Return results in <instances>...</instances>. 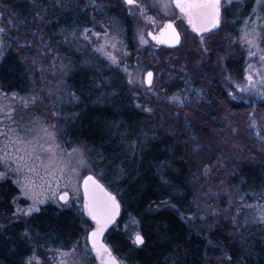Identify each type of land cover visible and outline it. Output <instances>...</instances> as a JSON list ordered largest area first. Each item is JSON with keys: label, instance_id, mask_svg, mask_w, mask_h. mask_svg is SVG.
I'll return each mask as SVG.
<instances>
[{"label": "trees", "instance_id": "16d2710c", "mask_svg": "<svg viewBox=\"0 0 264 264\" xmlns=\"http://www.w3.org/2000/svg\"><path fill=\"white\" fill-rule=\"evenodd\" d=\"M0 7L14 22L7 25L0 62L3 92L25 95L35 88L39 96L45 95L40 75L34 81L38 74L32 64L33 58L43 57L40 41L49 40L59 59L66 57V83L75 95L63 105L60 137L66 148H84L94 175L121 202L122 216L105 239L119 258L127 264H264V208L256 205L264 198V102L236 104L225 94L233 87L225 86L224 76L238 77L241 60L227 63L225 74L218 66L225 52L201 54L209 47L202 43V51L197 46L189 74L176 76L154 94L155 100L172 94L182 98L179 111L150 115L135 106L130 84L118 68L98 55L87 59L66 45L65 38L74 31L95 23L114 24L128 45L132 57L126 59L133 67L132 22L126 13L113 9L91 18L92 10L78 0H0ZM239 9L234 4L226 13L235 20L232 33L251 6ZM25 41L33 49L20 46ZM203 142L207 161L196 179L190 150ZM19 192L10 179L0 180V222L5 225L0 228V264H25L35 249H70L91 227L81 204L72 210L47 205L13 223ZM242 196L249 207L242 205ZM130 217L145 236L142 246L130 238Z\"/></svg>", "mask_w": 264, "mask_h": 264}, {"label": "rangeland", "instance_id": "374dc122", "mask_svg": "<svg viewBox=\"0 0 264 264\" xmlns=\"http://www.w3.org/2000/svg\"><path fill=\"white\" fill-rule=\"evenodd\" d=\"M80 4L87 5V9H91V18H94V13L103 15L110 12V10L116 9L119 12H124L131 20V37L130 43L134 49L133 67H130L126 57H132L128 51V45L125 44L124 39L117 33L118 26L114 24L111 26L104 23H95L92 26L84 27L80 33L75 31L66 37L69 38L66 45L75 52L84 54L87 59L94 56H99L112 65L118 68L123 74H125L133 95V101L135 106L147 114H157L158 111L177 112L176 109L181 105V99H172L175 95L165 96L158 99H154V94L160 91L162 85L169 83L178 75L189 74L188 67L191 60L197 55L196 48L202 47V43L208 45L209 50L206 49L204 53L208 55L211 53L214 56L220 52H225L222 57L223 64L218 66L225 68L229 71L227 63L242 61V72L238 77L232 79V77L224 76L225 86L231 83L230 87L233 89L225 90L226 93L234 103L250 105L253 102H264V0H222V16L221 26L214 33H218L213 36L214 33L197 37L194 35L189 26L186 24V18L182 15L174 6L173 0H135L132 5H127L124 0H78ZM77 2V1H76ZM167 4V7H165ZM239 4L241 10L244 6L250 5V13L243 18L241 25L238 26L237 32L232 33L229 28L235 23V20H229L226 18V13L234 5ZM143 5L146 8H141ZM243 6V7H242ZM0 27L5 29L0 33V40L5 41V36L8 34V26H13V18L4 16V13L0 7ZM153 17L154 19H148ZM169 20L175 22L181 33V44L179 47L171 49L162 46L155 45L149 38L150 32L159 31L165 23ZM233 21V22H231ZM118 22V21H117ZM8 25V26H7ZM88 29V36L92 39H87L83 35V30ZM117 30V31H116ZM233 31V30H232ZM247 31L248 35H245ZM120 32V31H119ZM96 33H101L100 36H96ZM104 33H107V38L115 44V48L112 47V43L105 44ZM143 36V39H141ZM221 39H218V38ZM255 38V43L248 42L250 39ZM16 42L18 38H14ZM147 41V42H145ZM6 42V41H5ZM128 43V42H127ZM20 46L31 47V43H20ZM54 44V43H53ZM104 45L107 51L114 53L119 58V63L113 62L112 59L101 52L97 45ZM219 44V47H218ZM42 50V59L39 57L33 58L35 69L37 70L36 77L34 78L37 84L36 78L40 75V85L44 86V96L41 97L33 88L28 94L20 95L15 93H5L0 88V116L11 117V120H15L21 127H27L31 129L35 127L37 131L41 128H49L56 133V141L60 144V149L57 152L58 157L65 163H68L69 169H63L64 176L56 177L55 173L51 177H45L43 173L39 178H35L37 185L36 194L38 196V209L28 214L26 211L20 212L18 208L26 209L33 204L32 193L23 195L25 189L21 186L23 181L22 175L16 171V161L14 159H6L13 154V145L8 144L4 136H0V172L5 173L0 177V180L10 179L14 185L19 189V195L14 199V213L11 217L13 223L26 220L32 215L39 213L41 209L47 205H54L61 210H72L83 204V195L81 190V182L83 178L88 174H94L92 166L89 164V160L86 157L84 148L75 144L71 148H66L65 141L60 137L61 130L58 126V121L62 115L63 105L68 103V98L71 97V92L67 86L66 80L68 77V66L63 61L66 58L65 55L62 59L60 54L55 51L50 45L49 40L40 41ZM64 45V47H66ZM216 45V46H214ZM58 48L62 49V46L58 45ZM195 48V50H194ZM202 51L204 47H202ZM4 48H0V52L3 53ZM33 49V48H32ZM253 55H249V53ZM186 56L184 57L183 55ZM2 59H0L1 62ZM32 60V59H31ZM74 62V61H73ZM227 64V65H225ZM197 64L196 66H198ZM249 65L252 67L249 68ZM154 72V84L148 88L144 84V76L148 71ZM222 70V69H221ZM249 72L252 73L253 79H248ZM242 73V74H241ZM230 74V72H229ZM241 75V76H240ZM178 76V77H180ZM131 77V79H129ZM176 80V79H175ZM33 81V79H32ZM33 81V85H35ZM239 85V86H238ZM154 88H156L154 90ZM150 92H146V91ZM153 90V91H152ZM152 91V92H151ZM31 97H35L33 103L25 104V100ZM24 98V99H22ZM199 100L203 98H198ZM155 101V103H153ZM191 101V100H190ZM205 103L208 102V98L203 99ZM208 102V104H210ZM157 104V105H156ZM13 109L14 112H7V109ZM151 109V111H149ZM177 113H175L176 115ZM179 114H177V117ZM11 120H0V125L5 122L8 123L9 128L13 127ZM48 137H42L40 143L43 144ZM207 142L198 147H192L190 150L191 172L193 177L199 179L204 171L205 154H203L206 148ZM82 148L84 163H78L80 156L78 153L73 154L69 150L72 148ZM22 156L23 153H20ZM43 155V153H41ZM207 161V160H206ZM47 163V160H45ZM48 171H52V168H48ZM195 179V180H196ZM43 185V187H39ZM67 185V186H65ZM67 192L69 199L66 202L60 201V196ZM115 194V193H114ZM240 199V198H239ZM243 199L241 200V202ZM242 205L249 207L246 202L243 201ZM241 205V206H242ZM258 208H264V198L259 197ZM5 226L0 222V228ZM128 232L132 233L131 240L135 242V235L139 232L136 229V220L134 217H130L127 221ZM90 228H87L84 237L78 239L73 246H75V252L71 249L62 248H47L45 251L35 249L31 256L25 260V264L29 261L32 264H98L96 261L93 263L90 261L87 254L88 249L86 247L87 236L90 232ZM29 239L32 240V234L28 232ZM89 248V246H88ZM68 253V255H63ZM90 250V249H89ZM122 264H127L120 258Z\"/></svg>", "mask_w": 264, "mask_h": 264}, {"label": "snow or ice", "instance_id": "6c2138e0", "mask_svg": "<svg viewBox=\"0 0 264 264\" xmlns=\"http://www.w3.org/2000/svg\"><path fill=\"white\" fill-rule=\"evenodd\" d=\"M135 0H127L128 4L134 3ZM230 3L231 0H228ZM175 5L179 7L181 13H183L187 18L188 22L198 31L203 32L205 26L216 27L221 23L222 16V0H175ZM87 7V5H85ZM141 8H144L143 5H140ZM167 7V4H165ZM146 11V8H144ZM2 15V13H0ZM148 19H154L153 17H148ZM5 29L0 27V33L4 32ZM170 31L171 37L166 41L168 43L178 44L180 42V33L176 29L174 23L169 20L167 26L164 29L165 33ZM83 35L87 39H92L88 36V29L83 30ZM101 33H96V36H100ZM105 36V44L112 43L107 38V33L103 34ZM247 36V31L245 32ZM159 38V37H158ZM143 39V36H141ZM147 42V41H145ZM248 42L255 43V38L253 37ZM28 43V41H25ZM7 44L5 41L0 40V48H6ZM112 47L115 48V44L112 43ZM97 48L108 55L113 62L119 63V58L107 51V48L104 45H97ZM253 55V53H249ZM3 58V53L0 52V59ZM252 66L249 65V68ZM148 83H152V72H148ZM131 79V77H129ZM248 79L252 80V73L249 72ZM264 79V78H262ZM239 86V85H238ZM15 95V93L13 94ZM75 95V93H72ZM79 99V97H76ZM24 99V98H22ZM35 97H31L25 100V104L33 103ZM172 99H178V97H173ZM151 111V109H149ZM7 112H14L13 109H7ZM0 120H11V117L0 116ZM256 123V121H253ZM13 127L9 128L8 123L0 125V136H4L8 144L13 145V154L11 157H6V159H14L16 161V171L19 172L24 183L22 187L25 189L23 195H28L29 192L32 193L33 204L28 206L26 209L18 208V211H26L28 214H31L33 211L38 209V196L36 194L37 185L35 183V178H39L41 173L45 177H51L55 173L56 177L64 176L63 169H69L75 171V169H70L68 163L63 162L57 155L58 150L60 149V144L56 141V133L54 130H49V128H41L37 131L35 127L28 129L27 127L21 128L15 120H11ZM42 137H48L43 144L40 143ZM71 153H78L80 159L78 163H84L83 149L76 147L69 150ZM20 153H23L21 156ZM43 153V155H41ZM47 160V163H45ZM48 168H52V171H48ZM5 173L0 172V177L4 176ZM67 186V185H65ZM39 187H43L40 185ZM84 190L88 194V201L86 204L88 214L96 220L97 226L92 229L90 233L91 237V247L95 250V253L101 257L104 261V264H122L112 253L111 248L103 242L101 239L105 228L112 220L119 214L120 202L116 199L114 193L108 191L95 176L89 175L84 181ZM60 199L67 201L69 199L68 193L64 192ZM243 199V196L241 197ZM261 217L264 218V212L261 213ZM27 233V229H25ZM135 241L139 244H144L145 236L140 232H137L135 235ZM75 252V246L71 249ZM63 255H68L64 253ZM106 257V260L104 259ZM28 264H32L31 261ZM62 264H67V262H62ZM242 264V262H241Z\"/></svg>", "mask_w": 264, "mask_h": 264}, {"label": "water", "instance_id": "95a60500", "mask_svg": "<svg viewBox=\"0 0 264 264\" xmlns=\"http://www.w3.org/2000/svg\"><path fill=\"white\" fill-rule=\"evenodd\" d=\"M124 1L127 3V0H124ZM134 3H135V2H134ZM134 3H132V4H134ZM132 4H128V3H127V5H132ZM173 4H174L175 8L181 13L179 7L175 5V0H173ZM181 14L184 15L183 13H181ZM184 16H185V15H184ZM185 18H186V19H185V20H186V24L189 26L191 32H192L193 34H195L196 36H198V37H202L203 35H206V34H209V33L213 32V31L218 30V29L220 28V25H221V24H219V25H217L216 27H211V26H207V25H206L205 28H204V31H203V32H198V31L192 26V24H190V23L188 22V18H187L186 16H185ZM173 23H174L176 29L179 31V29L177 28L175 22H173ZM166 26H167V23H165L164 26H163L158 32H150V33H149V38H150V40H151L155 45L162 46V47H166V48L174 49V48L179 47L180 44H181V40H182V37H181V33H180V31H179V33H180V38H179V39H180V42H179L178 44L168 43V42H166V41L171 37V33H170V31H169L168 33H165V32H164V29L166 28ZM158 37H159V38H158ZM148 72H152V73H153V76H152V83H151V84L148 83V75H147ZM148 72H147V73L145 74V76H144V84H145L146 87L150 88V87H152L153 84H154V77H155V75H154V72L151 71V70L148 71ZM89 175L95 176V175H93V174H88V175H86V176L83 178V180H82V182H81V190H82V195H83V212H84V215L86 216V218H87L90 222H92V224H93V228H95V227L97 226V222H96L95 219H93L92 216H90V215L88 214L87 207H86V204H87V201H88V194H87V192L84 190V181H85V179H87V177H88ZM95 177H96V176H95ZM96 179L99 180L97 177H96ZM99 181H100V180H99ZM100 183L103 184V182H101V181H100ZM103 185H104L105 188H107L105 184H103ZM107 189H108V188H107ZM108 191H110V190L108 189ZM110 192H111V191H110ZM115 196H116V195H115ZM60 197H61V196H60ZM116 199L119 200L117 197H116ZM60 201L63 202V203L66 202L65 200H62V199H60ZM119 202H120V201H119ZM121 215H122V206H121V203H120L119 214H118L117 216H115V218L112 220V222L109 223V224L107 225V227L105 228L104 233H103V235H102V237H101V239L103 240V242H104L105 244H107V242L105 241V236H106V234L108 233V231H110V230L116 225V223H117L118 220L120 219ZM93 228H92V229H93ZM92 229L90 230V232L88 233V236H87V240H88V244H89L90 250H91V252L93 253V255L96 257L97 262H98L99 264H104V261L101 259V257L98 256V255L95 253V250L91 247L92 241H91L90 233H91ZM135 242H136V241H135ZM107 245H108V244H107ZM136 245L141 246V245H143V244H139V243L136 242ZM108 246H109V245H108ZM109 247H110V246H109ZM110 248H111V247H110ZM111 250H112V249H111ZM112 253H113V255L119 260V258H118V257L115 255V253L113 252V250H112ZM104 259L106 260V257H105ZM119 261H120V260H119Z\"/></svg>", "mask_w": 264, "mask_h": 264}]
</instances>
